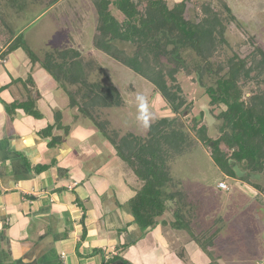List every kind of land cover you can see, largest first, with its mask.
<instances>
[{
  "label": "trees",
  "instance_id": "trees-1",
  "mask_svg": "<svg viewBox=\"0 0 264 264\" xmlns=\"http://www.w3.org/2000/svg\"><path fill=\"white\" fill-rule=\"evenodd\" d=\"M58 1L48 0L47 3L52 6ZM91 1L97 17L92 37L95 51L150 83L173 116L149 122L142 135L128 132L119 136L116 131L107 130L108 120L101 119L98 114L102 109L123 106L124 99L112 83L103 80L89 82L92 71L102 72L94 61L88 59V73L82 67V59L86 56L71 49L74 53L71 57L76 60L67 57L70 56L69 50H63L60 55L57 51L49 52L41 59V66L62 85H79L76 91H69L70 104L77 106L81 113L96 123L112 143L118 157L129 164L143 182L129 204L142 232L152 230L158 219L170 211L173 216L169 222L171 228L185 230L211 256L210 249L222 229V218L217 217L211 226L204 228L189 191L178 188L181 182L174 179L171 167L177 159L202 145L210 150L214 166L222 177L247 183L260 194L264 192L260 183L251 181L257 176L264 178V50L254 48L245 58L226 54L227 27L232 22H239L223 0H216L222 9L214 7V0L202 4L201 0H180L172 6L167 0ZM188 5L196 8V22L186 19ZM115 10L121 16H115ZM0 21L5 22L2 17ZM19 39L10 40L5 53L1 54L2 58L20 47L17 44ZM116 41L134 47L132 54L118 48ZM185 51L191 52L192 67H188V61L183 57ZM27 54L32 61L38 60L34 53ZM59 57L67 64L63 65ZM53 66L59 68V76L53 72ZM182 73L184 76L194 74V82H198L200 88H204L203 95L209 97L208 109L200 111L199 115L192 114V104L177 82V76ZM71 76L73 78L70 79ZM28 82L33 83L30 77ZM249 84L254 88H249ZM35 107L34 98L26 103L4 104L10 116L20 108L27 115L40 118ZM208 117L211 121L221 122L215 139L209 136L211 121ZM51 130L49 126L45 133L49 134ZM60 140L56 137L51 141L55 144ZM240 167L244 173L241 176L238 175ZM258 198L264 205L259 195L254 199Z\"/></svg>",
  "mask_w": 264,
  "mask_h": 264
},
{
  "label": "crops",
  "instance_id": "crops-1",
  "mask_svg": "<svg viewBox=\"0 0 264 264\" xmlns=\"http://www.w3.org/2000/svg\"><path fill=\"white\" fill-rule=\"evenodd\" d=\"M10 40L0 48V264L264 262L236 259L230 244L216 252L217 243L232 241L219 234L208 256L185 230L171 228L170 211L142 232L129 204L143 182L96 123L70 104V85L47 73L41 57L18 54L21 46L1 57ZM32 98L40 118L20 108L10 116L4 108ZM101 114L107 119L106 110Z\"/></svg>",
  "mask_w": 264,
  "mask_h": 264
},
{
  "label": "rangeland",
  "instance_id": "rangeland-1",
  "mask_svg": "<svg viewBox=\"0 0 264 264\" xmlns=\"http://www.w3.org/2000/svg\"><path fill=\"white\" fill-rule=\"evenodd\" d=\"M167 1L172 6L178 0ZM207 1L200 2L202 4ZM223 1L231 10V15L233 14L235 20L239 22V24L232 22L227 27L225 37L228 45L224 48L226 54L228 56L236 54L240 58H245L254 51V48L259 47L264 50V0ZM47 2L48 0H0V11L5 15H0L5 21L4 23L0 21V48L14 36L20 37L17 44L22 49L17 50L18 54L31 52L41 59L46 53L57 51L56 53L60 55L63 50H73L70 46L77 47L76 50L82 53V56H86L82 59V67L88 73L90 72L89 66L86 65L88 59L102 69V72L92 71L88 77L89 82L99 83L103 80L106 83H112L124 99L123 106L106 110L110 125L107 130L116 131L119 136L128 132L142 135L149 122L157 118L173 116L167 103L154 91L150 83L136 76L128 68L107 58L103 53L95 51L92 46V37L97 25V17L91 0H61L52 10L50 7L54 5H48ZM212 4L214 7H219L216 0ZM195 10L196 8L192 5H188L186 19L196 22L198 16L196 17ZM113 12L115 16L120 15L117 10ZM225 13L224 15H228ZM115 44L127 54L131 55L134 51V47L127 43L116 41ZM71 52L73 51H70V56L67 57L75 59L71 57L74 54ZM190 54L189 51L183 52V57L188 61V67L193 65L189 58ZM59 58L63 65L67 64V61L64 62L65 59ZM52 69L57 76L60 75L58 67L53 66ZM80 76L79 74L78 77ZM194 79V74L184 76L182 73L177 76V82L180 83L183 93L187 94V101L192 104V114L199 115L200 111L208 109L209 97L203 95L204 88H200ZM68 85L71 91H76L79 87L74 83H68ZM248 87L253 89L254 85L249 84ZM144 110L146 112L144 119L139 120L143 118L141 114ZM187 114L188 112L185 113L186 116ZM98 115L105 117L101 113ZM208 119L211 121L209 117ZM209 125H211L209 136L212 139L217 138L221 122L213 120L209 122ZM127 165L132 172V167ZM171 168L174 179L181 182L178 188L189 191L193 207L200 214L204 228L212 225L215 218H222L219 238L232 241L220 245L217 243L218 247H214L215 251L226 250V246L230 244L232 250L229 252L231 251L230 254L236 259L245 257L249 261L255 260L259 263L264 258V205L259 198L256 200L254 198L259 195L264 200V192L260 194L247 183L222 177L214 166L210 150L202 145L177 159ZM242 171L243 168L240 167L239 176L242 175ZM251 181L260 183L264 190L263 177H254ZM219 182H225L228 190L218 189Z\"/></svg>",
  "mask_w": 264,
  "mask_h": 264
},
{
  "label": "built area",
  "instance_id": "built-area-1",
  "mask_svg": "<svg viewBox=\"0 0 264 264\" xmlns=\"http://www.w3.org/2000/svg\"><path fill=\"white\" fill-rule=\"evenodd\" d=\"M145 114H146V112H145V110H144V111H142L141 116L143 117V116H145ZM217 186H218L220 189H223V190H226V189H227V185H226L225 182H219Z\"/></svg>",
  "mask_w": 264,
  "mask_h": 264
}]
</instances>
